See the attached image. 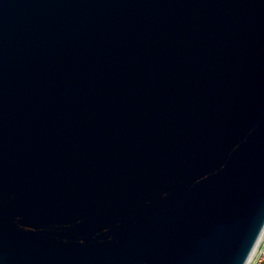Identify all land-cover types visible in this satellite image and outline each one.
Here are the masks:
<instances>
[{"label": "water", "instance_id": "obj_1", "mask_svg": "<svg viewBox=\"0 0 264 264\" xmlns=\"http://www.w3.org/2000/svg\"><path fill=\"white\" fill-rule=\"evenodd\" d=\"M264 230V0H0V264H247Z\"/></svg>", "mask_w": 264, "mask_h": 264}, {"label": "built area", "instance_id": "obj_2", "mask_svg": "<svg viewBox=\"0 0 264 264\" xmlns=\"http://www.w3.org/2000/svg\"><path fill=\"white\" fill-rule=\"evenodd\" d=\"M248 264H264V233Z\"/></svg>", "mask_w": 264, "mask_h": 264}, {"label": "bare ground", "instance_id": "obj_3", "mask_svg": "<svg viewBox=\"0 0 264 264\" xmlns=\"http://www.w3.org/2000/svg\"><path fill=\"white\" fill-rule=\"evenodd\" d=\"M263 233H264V230H263V232H262V234H261V237H262ZM261 237H260V239H261ZM259 241H260V240H259ZM257 246H258V244L256 245V247H257ZM256 247H255V249H256ZM255 249H254V251H255ZM254 251L252 252V254H251V256H250V258H249L247 264L249 263L250 259L252 258L253 254H254Z\"/></svg>", "mask_w": 264, "mask_h": 264}]
</instances>
